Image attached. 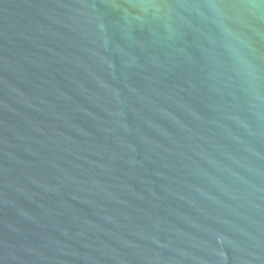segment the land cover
<instances>
[{
  "label": "water",
  "instance_id": "95a60500",
  "mask_svg": "<svg viewBox=\"0 0 264 264\" xmlns=\"http://www.w3.org/2000/svg\"><path fill=\"white\" fill-rule=\"evenodd\" d=\"M0 264H264V0H0Z\"/></svg>",
  "mask_w": 264,
  "mask_h": 264
}]
</instances>
